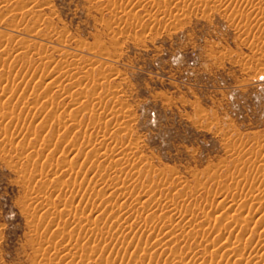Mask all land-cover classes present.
Listing matches in <instances>:
<instances>
[{"label": "rangeland", "instance_id": "374dc122", "mask_svg": "<svg viewBox=\"0 0 264 264\" xmlns=\"http://www.w3.org/2000/svg\"><path fill=\"white\" fill-rule=\"evenodd\" d=\"M0 97V264H212L211 204L264 214V0H0Z\"/></svg>", "mask_w": 264, "mask_h": 264}, {"label": "bare ground", "instance_id": "6f19581e", "mask_svg": "<svg viewBox=\"0 0 264 264\" xmlns=\"http://www.w3.org/2000/svg\"><path fill=\"white\" fill-rule=\"evenodd\" d=\"M1 98V97H0ZM87 109V108H86ZM88 110V109H87ZM117 112V111H116ZM95 116V115H94ZM54 117V116H53ZM52 119V118H51ZM79 121V120H78ZM112 124V123H111ZM115 124V123H113ZM108 129H112L113 127L117 126L115 124V126H111L107 123ZM99 135V134H98ZM51 144V143H50ZM118 148V147H117ZM110 150V149H109ZM98 151V150H97ZM124 151V150H123ZM128 152V151H127ZM125 153V152H124ZM123 156V155H122ZM119 157V156H118ZM123 163V162H122ZM59 164V163H58ZM135 166V165H134ZM73 170V169H72ZM160 175V174H159ZM91 180H89L88 183H90ZM92 183V182H91ZM126 183V182H125ZM68 184V183H67ZM93 185L94 182L92 183ZM85 186H88L85 185ZM208 186V185H207ZM86 188V187H84ZM221 189V188H220ZM215 191V190H214ZM196 193V192H195ZM212 196V195H211ZM238 196V195H237ZM240 196V195H239ZM159 197V196H158ZM234 197V196H233ZM113 198V197H112ZM238 198V197H237ZM223 200H220V205L218 207H215L214 204L211 206H209V210L211 211L210 213L207 212L206 217L208 219V221H206L209 225L210 220H216L214 221L215 223L211 224L208 226L206 223V225L208 227L205 228V225L202 226L201 230L199 232L196 231V227H194L195 229V233H198L199 235H201L203 237V239L210 241L212 236H214L215 234L219 236V239L221 241H224V246L223 249H220L219 247L216 249V251H214L211 254L210 251V262H212V264H231V261H234L235 264H253V262H255L256 259H264V252L262 251V249H260V247H255L253 248V251H248L249 247L248 245L252 243L250 241H248V238L252 235V234H258V239L260 241L264 240V214H260L258 215L259 211H253L251 212L250 207L248 206L249 204H246L248 202V200L246 202H243V200H237L234 198V200H227L222 198ZM240 199V198H239ZM242 199V198H241ZM207 200V199H206ZM245 200V199H244ZM239 202V203H238ZM237 203L238 206H231V204ZM250 203V202H248ZM112 204V203H111ZM159 204V203H157ZM182 204V203H181ZM199 204V203H198ZM194 205V204H193ZM159 206V205H158ZM162 206V204H161ZM200 206V205H199ZM172 207V206H171ZM178 207V206H177ZM256 207V206H253ZM168 208V207H167ZM198 208V207H197ZM218 208V209H217ZM236 209L237 208V214H232L231 213V209ZM161 209V208H160ZM200 209V208H199ZM257 209V208H256ZM141 210V209H140ZM162 210V209H161ZM208 210V211H209ZM215 210V211H214ZM253 210V209H252ZM143 211V210H142ZM186 211V210H185ZM213 211V213H212ZM236 211V210H235ZM261 211V210H260ZM189 212V210H188ZM170 213L175 214L176 218H178V224H181V220L186 218V216L188 215L187 211L184 212L181 209H177V208H173L170 209ZM187 213V214H186ZM203 213V214H204ZM229 213H231L229 215ZM204 214V216H205ZM221 214H226L228 217H226V221H219L218 217ZM153 215V214H152ZM159 215V214H158ZM190 215V214H189ZM188 215V216H189ZM161 216V215H160ZM167 216V215H165ZM197 216V215H196ZM154 217V216H153ZM163 217V216H162ZM190 217V216H189ZM188 222L184 223L185 225H193L194 221L189 220ZM199 218V217H198ZM152 219V217H151ZM154 219V218H153ZM161 219V218H160ZM167 219V218H166ZM174 219V218H173ZM185 219V220H187ZM194 219H196L194 217ZM202 219V218H201ZM228 219V220H227ZM164 220V219H163ZM198 220V219H197ZM196 220V221H197ZM155 221V219H154ZM162 222V221H161ZM177 222V221H176ZM203 225V224H202ZM173 226V225H172ZM180 226V225H179ZM200 226V225H199ZM181 227V226H180ZM181 231V229L179 230ZM188 231V230H187ZM169 236H175V230L171 229L169 230ZM188 233V232H187ZM232 233H235V235L232 236ZM191 234V233H190ZM191 236V235H190ZM169 237V238H171ZM184 237V236H183ZM213 239V238H212ZM256 240V239H255ZM213 241H215L213 239ZM212 241V242H213ZM218 242V241H217ZM253 242V241H252ZM262 243V242H261ZM160 244V243H159ZM168 244V243H167ZM166 245V244H165ZM164 245V246H165ZM212 245V244H211ZM216 245V244H215ZM149 246V243L147 240H142L140 239L139 241V248H147ZM217 246V245H216ZM250 246V245H249ZM258 246V245H256ZM260 246V245H259ZM251 247V246H250ZM248 248V249H247ZM146 250V249H145ZM148 250V249H147ZM156 250V249H155ZM208 250V249H207ZM251 250V249H250ZM154 252V250H152ZM149 252V251H148ZM157 252V251H156ZM159 252V250H158ZM206 252V251H205ZM209 252V251H207ZM206 252V253H207ZM132 254V253H131ZM149 254V253H148ZM160 254V253H159ZM176 254V253H174ZM205 254V253H204ZM154 256V255H153ZM137 258V257H136ZM156 258V256H155ZM175 258H178V262H181L182 259H179L180 256H176ZM173 258V259H175ZM185 259V258H184ZM209 261V259H208ZM207 262V261H206ZM261 262V261H260ZM141 264H154L152 261H143L140 262Z\"/></svg>", "mask_w": 264, "mask_h": 264}]
</instances>
